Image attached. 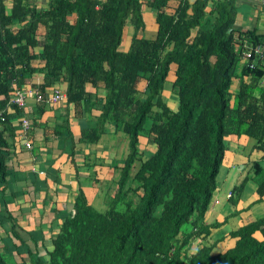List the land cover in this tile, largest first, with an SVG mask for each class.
I'll return each mask as SVG.
<instances>
[{"label": "trees", "instance_id": "trees-1", "mask_svg": "<svg viewBox=\"0 0 264 264\" xmlns=\"http://www.w3.org/2000/svg\"><path fill=\"white\" fill-rule=\"evenodd\" d=\"M168 2L146 3L157 10L158 27L145 39L138 36L142 0H48L41 7L0 0V182L18 132L6 103L13 86L26 87L36 73L43 84L33 90L43 98L62 84L67 103L78 106L93 88L100 115L84 142H98L107 123L127 139L111 183L93 204L79 189L48 261L32 264H264V216L231 232L233 245L220 252L205 224L227 138H247L261 159L233 188L229 217L241 214L236 206L247 182L264 198V59L253 53L264 48V35L234 29L232 0H181L172 14ZM171 75L176 110L164 101ZM148 139L155 150L142 157L138 144ZM0 264L13 263L0 253Z\"/></svg>", "mask_w": 264, "mask_h": 264}, {"label": "crops", "instance_id": "crops-1", "mask_svg": "<svg viewBox=\"0 0 264 264\" xmlns=\"http://www.w3.org/2000/svg\"><path fill=\"white\" fill-rule=\"evenodd\" d=\"M9 5L12 0H3ZM142 0L143 31L139 37L154 39L157 33V10ZM181 0H169L165 12L172 14ZM193 3L195 0H188ZM28 4L45 6L48 0H27ZM235 8L234 29H255L264 35V0H232ZM211 3V2H209ZM210 6V4H209ZM131 34L124 39L128 45ZM40 63V60H39ZM174 70V67H171ZM173 76L164 87V101L171 110L177 109V98L172 90ZM43 84V75L36 73L27 79L25 86L38 88ZM146 82L140 80L138 91L143 92ZM65 91V86L55 84L46 88L49 97L54 91ZM91 96L78 106L60 101L57 104L37 103L33 94L26 97V106L19 109L5 107L14 129L27 116L31 122L30 144H16L6 165L5 182H0V253L13 258V264H32V259L48 261L52 241L56 238L64 219L71 213L79 189L89 204L95 203L100 187L111 183L113 170L124 164L127 156V140L115 125L107 123L96 143L84 142V133L97 127L100 115V100L95 98L93 88L87 87ZM101 94V93H100ZM171 97L166 98V95ZM98 95V93H97ZM102 97V94L101 96ZM1 105V102H0ZM151 139L138 145L139 155L147 157L155 150ZM19 145V146H18ZM226 153L217 176L215 203L206 217L211 229L215 252L231 247L235 238L231 232L264 216V198L260 199L256 185L251 181L243 186L236 210L241 214L234 218L229 199H235L233 188L240 185L249 173L250 164L260 161L259 154L252 150V142L245 137L226 139ZM264 168V161L261 164ZM138 164L135 165V170ZM107 183V184H108ZM232 194V195H231ZM19 228L29 234L30 241L19 242L13 233ZM17 234H19L17 232ZM259 233L255 236L258 237ZM43 247V248H42Z\"/></svg>", "mask_w": 264, "mask_h": 264}, {"label": "built area", "instance_id": "built-area-1", "mask_svg": "<svg viewBox=\"0 0 264 264\" xmlns=\"http://www.w3.org/2000/svg\"><path fill=\"white\" fill-rule=\"evenodd\" d=\"M253 53L255 55L261 54V47L257 46L254 48ZM245 58H249L250 54L246 53L244 54ZM28 94H33L35 100L37 102L45 101L48 104H56L60 101H63L65 99V93L64 91H54L53 94H51L49 97H46V99H43L41 95L38 92H35L34 90L30 89V87H23V88H15L14 92L10 96V100L8 101L9 105L17 106L19 108H23L25 106L26 96ZM29 127V123L26 119L22 121V129L23 131L26 130ZM25 138L24 146L28 147L29 144L26 141Z\"/></svg>", "mask_w": 264, "mask_h": 264}, {"label": "clouds", "instance_id": "clouds-1", "mask_svg": "<svg viewBox=\"0 0 264 264\" xmlns=\"http://www.w3.org/2000/svg\"><path fill=\"white\" fill-rule=\"evenodd\" d=\"M257 46H260V45H257ZM256 46V47H257ZM261 47V54L260 55H257V56H259L261 59H264V48H263V46H260ZM15 88H18L17 86H13V89H12V91H11V93H10V95H9V100H10V96L12 95V93L14 92V90H15ZM64 93H65V99L63 100V101H65V102H67V96H66V91H64ZM40 94V93H39ZM42 97V96H41ZM43 98V97H42ZM43 99H46V97L45 98H43ZM8 100V101H9ZM8 101H7V103H6V106L7 107H11V109H13L15 106H12V105H9V103H8ZM36 101V100H35ZM37 102V101H36ZM37 103H41V104H44L45 103V101H42V102H37ZM57 104V103H56ZM45 105H52V104H48V103H45ZM54 105V104H53ZM25 106H26V101H25ZM25 106L23 107V108H17V109H21L20 111L21 112H23V109L25 108ZM17 107V106H16ZM24 119H26L27 121H28V123H29V127L26 129V130H24L23 131V129H22V121L24 120ZM31 127H32V122H31V120L27 117V116H24L22 119H21V121H20V123H19V126H18V128H17V136L21 139V140H25V138L27 139V140H30V130H31ZM28 136V137H27ZM127 140V139H126ZM139 145V144H138ZM139 149V148H138ZM138 166H139V164H138ZM138 168V167H137ZM136 168V169H137ZM136 170H135V168H134V172H135ZM232 195V194H231Z\"/></svg>", "mask_w": 264, "mask_h": 264}, {"label": "rangeland", "instance_id": "rangeland-1", "mask_svg": "<svg viewBox=\"0 0 264 264\" xmlns=\"http://www.w3.org/2000/svg\"><path fill=\"white\" fill-rule=\"evenodd\" d=\"M167 84H168V82H167ZM165 95V94H164ZM169 97H171V94H168V95H166V98H169ZM122 135L125 137V135L122 133ZM28 143V142H27ZM29 144V143H28ZM31 146V144H29V146L28 147H26V148H29ZM134 170V169H133ZM185 227H188V226H186L185 225ZM15 230H16V232H18L19 233V235H20V238L21 239H24V242H22V243H27L28 241H30V238H29V235H27L24 231H22V230H20L19 228H15ZM43 248V247H42ZM193 252L195 251V247H193L192 249H191ZM7 258L9 259V261L11 262V263H14L13 262V258H11V257H8L7 256Z\"/></svg>", "mask_w": 264, "mask_h": 264}, {"label": "bare ground", "instance_id": "bare-ground-1", "mask_svg": "<svg viewBox=\"0 0 264 264\" xmlns=\"http://www.w3.org/2000/svg\"><path fill=\"white\" fill-rule=\"evenodd\" d=\"M40 53V52H39Z\"/></svg>", "mask_w": 264, "mask_h": 264}]
</instances>
